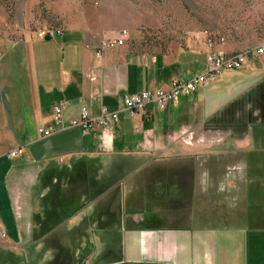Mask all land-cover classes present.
Wrapping results in <instances>:
<instances>
[{"label":"crops","instance_id":"crops-1","mask_svg":"<svg viewBox=\"0 0 264 264\" xmlns=\"http://www.w3.org/2000/svg\"><path fill=\"white\" fill-rule=\"evenodd\" d=\"M213 50L242 52L227 43ZM186 58L159 57L152 68L111 52L99 60L75 31L0 37V245L15 255L33 248L50 264H264V57L176 105L149 106L143 121L119 103L193 79L187 66L199 62ZM92 98L95 119L105 108L119 123L88 134L70 128ZM63 103L64 127L43 137ZM221 118L225 175L216 177L217 142L207 136ZM185 128L205 144L178 142ZM167 179L176 200L151 188Z\"/></svg>","mask_w":264,"mask_h":264},{"label":"rangeland","instance_id":"rangeland-1","mask_svg":"<svg viewBox=\"0 0 264 264\" xmlns=\"http://www.w3.org/2000/svg\"><path fill=\"white\" fill-rule=\"evenodd\" d=\"M51 30L80 32L95 55L104 41L127 31L126 45L110 51L114 58L132 65L146 61L152 68L159 57L182 54L186 62H199L187 66L186 73L194 78L205 73L203 55L211 36L242 51L264 43V0H0V37L38 38L40 32ZM161 62L159 59L158 64ZM224 123L221 118L210 125L216 130L207 136V141L217 142L210 155L215 158L212 170L216 177L225 175ZM206 126L199 124V128ZM167 180L153 181L151 188L176 200L180 195L176 183ZM222 197L218 195V200L225 209ZM154 208L152 205L150 211ZM0 246V264H50L42 261L43 253L34 254L33 248L15 255Z\"/></svg>","mask_w":264,"mask_h":264},{"label":"built area","instance_id":"built-area-1","mask_svg":"<svg viewBox=\"0 0 264 264\" xmlns=\"http://www.w3.org/2000/svg\"><path fill=\"white\" fill-rule=\"evenodd\" d=\"M60 30H51L48 32H40L37 37L39 39L55 38L61 36ZM129 37L127 31H122L116 37L104 41L96 53V57L102 60L107 52L117 50L126 45ZM224 39L211 36L207 40V47L210 51L206 56L205 73L194 77L188 82H180L175 80L172 82L169 90L143 91L138 94L125 96L120 100V105L131 114L132 117H139L141 121L146 118L147 108L151 105L164 106L166 104H178L183 97L190 96L198 88L208 86L215 83L225 71H243L250 67L251 62L255 58L264 57V43L252 50H244L235 54L217 52L213 49L217 46H223ZM96 98L91 99L89 106H83L80 109V115L77 119L69 122L70 128H79L84 134L94 131L96 126H106L108 124L115 125L119 123L118 113H108L105 108L101 111V116L95 119L91 114V106L97 103ZM64 107L65 103L54 108V125L55 128L50 130H40L43 137L54 135L59 128L64 127ZM137 132L141 131L140 126L136 128ZM178 142L186 146L193 144H205L204 136L198 135L194 129L185 128L177 133ZM21 150L8 153V157L14 159L20 156ZM60 163L64 162L63 158L59 159ZM5 233L0 228V240L4 238Z\"/></svg>","mask_w":264,"mask_h":264},{"label":"water","instance_id":"water-1","mask_svg":"<svg viewBox=\"0 0 264 264\" xmlns=\"http://www.w3.org/2000/svg\"><path fill=\"white\" fill-rule=\"evenodd\" d=\"M47 40H50V38H47Z\"/></svg>","mask_w":264,"mask_h":264}]
</instances>
